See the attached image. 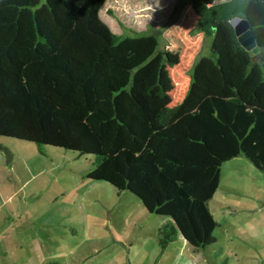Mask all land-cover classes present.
Wrapping results in <instances>:
<instances>
[{"label": "trees", "instance_id": "obj_1", "mask_svg": "<svg viewBox=\"0 0 264 264\" xmlns=\"http://www.w3.org/2000/svg\"><path fill=\"white\" fill-rule=\"evenodd\" d=\"M105 1L0 0V136L93 155L88 179L163 216L159 255L179 240L200 262L222 163L264 173V0H176L163 27L119 34Z\"/></svg>", "mask_w": 264, "mask_h": 264}, {"label": "rangeland", "instance_id": "obj_2", "mask_svg": "<svg viewBox=\"0 0 264 264\" xmlns=\"http://www.w3.org/2000/svg\"><path fill=\"white\" fill-rule=\"evenodd\" d=\"M176 9V0H106L99 17L119 34L124 28H161ZM207 48L205 44L201 55ZM18 142L36 148L33 142ZM36 158L43 167L40 179L54 180L53 188L62 194L61 209L69 215L67 226L60 228L69 239L58 251L67 255L70 264H201L185 258L179 240L170 242L159 255L156 229L163 216L149 213L128 191L88 179L93 155L43 145V154ZM208 208L217 222L215 242L203 251L208 264H264V173L243 155L223 162Z\"/></svg>", "mask_w": 264, "mask_h": 264}, {"label": "crops", "instance_id": "obj_3", "mask_svg": "<svg viewBox=\"0 0 264 264\" xmlns=\"http://www.w3.org/2000/svg\"><path fill=\"white\" fill-rule=\"evenodd\" d=\"M3 146L10 148L12 157L6 163L0 152V264H60V258L70 264L67 255L58 251L69 239L60 232L69 215L61 209L62 194L53 188L54 180L40 179L43 167L36 157L43 153L31 144L0 136ZM19 149L29 153L21 154Z\"/></svg>", "mask_w": 264, "mask_h": 264}, {"label": "water", "instance_id": "obj_4", "mask_svg": "<svg viewBox=\"0 0 264 264\" xmlns=\"http://www.w3.org/2000/svg\"><path fill=\"white\" fill-rule=\"evenodd\" d=\"M231 24L234 29V33L238 42L247 50L254 46V39L248 29V23L245 19L234 17L231 20ZM0 152L5 158V162L8 163L11 160L12 154L7 148L1 147Z\"/></svg>", "mask_w": 264, "mask_h": 264}]
</instances>
